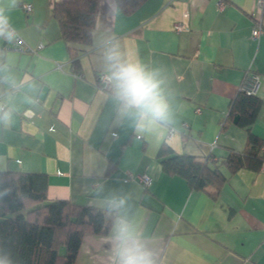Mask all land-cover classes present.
Returning <instances> with one entry per match:
<instances>
[{
    "label": "crops",
    "instance_id": "0c3cea01",
    "mask_svg": "<svg viewBox=\"0 0 264 264\" xmlns=\"http://www.w3.org/2000/svg\"><path fill=\"white\" fill-rule=\"evenodd\" d=\"M62 1L0 0V172L44 174L50 200L115 216L107 235H85L75 264H117V223L153 264H264V163L259 172L224 169L218 191L194 190L158 156L164 145L201 161L244 153L248 129L228 113L255 73L263 104L252 129L264 159V33L252 35L260 20L264 27L259 0H146L131 13L99 0L92 44L80 52L53 16ZM113 53L156 73L167 122L149 124L116 94Z\"/></svg>",
    "mask_w": 264,
    "mask_h": 264
},
{
    "label": "trees",
    "instance_id": "16d2710c",
    "mask_svg": "<svg viewBox=\"0 0 264 264\" xmlns=\"http://www.w3.org/2000/svg\"><path fill=\"white\" fill-rule=\"evenodd\" d=\"M99 0H68L55 4L53 16L61 37L75 52L92 44ZM131 13L146 0H115ZM76 46L78 47L76 49ZM78 66V59L74 60ZM263 102L256 94L240 90L231 102L228 120L248 129V149L232 152L223 160L203 161L186 153L178 154L164 145L159 152L163 171L184 178L190 188L221 189L228 177L247 168L259 172L264 159L262 142L253 132ZM112 170L108 171L111 175ZM44 174L0 172V260L5 264H75L86 234L107 235L115 216L92 206L48 198Z\"/></svg>",
    "mask_w": 264,
    "mask_h": 264
},
{
    "label": "clouds",
    "instance_id": "9594fccd",
    "mask_svg": "<svg viewBox=\"0 0 264 264\" xmlns=\"http://www.w3.org/2000/svg\"><path fill=\"white\" fill-rule=\"evenodd\" d=\"M4 23L0 21V32ZM112 81L116 94L128 106L139 109L148 123L167 122L170 116L169 106L160 90V81L156 73H150L138 63H120L113 53ZM117 241V264H153L151 253L145 249L126 223H117L115 227ZM0 264H5L0 260Z\"/></svg>",
    "mask_w": 264,
    "mask_h": 264
},
{
    "label": "built area",
    "instance_id": "2783aa9c",
    "mask_svg": "<svg viewBox=\"0 0 264 264\" xmlns=\"http://www.w3.org/2000/svg\"><path fill=\"white\" fill-rule=\"evenodd\" d=\"M24 8L26 10H30L31 5H25ZM259 10H260L261 14H264V0H259ZM185 29H186V27H184L181 24L176 25V30L179 32H181ZM263 33H264V27L262 25V20H260V22L257 23L253 28V34H252L253 38L258 39V38H260V36ZM18 41L21 44L22 50H28L29 49L28 46H25V44L21 38H18ZM39 47L41 48L42 45H40ZM110 82H111L110 77L107 75H101L99 77V83L102 84V86H104L105 88L109 87ZM259 85H260V77L255 73H250V74H247V76H246V78H245V80L241 86V90L247 92L248 94H256ZM199 111L200 110H198V112ZM174 132H175L174 129H170L169 137L172 136L174 134ZM137 179L143 184L144 187H149L151 184V178L148 175H140L137 177Z\"/></svg>",
    "mask_w": 264,
    "mask_h": 264
},
{
    "label": "water",
    "instance_id": "95a60500",
    "mask_svg": "<svg viewBox=\"0 0 264 264\" xmlns=\"http://www.w3.org/2000/svg\"><path fill=\"white\" fill-rule=\"evenodd\" d=\"M237 121H238V117L235 118L234 122L237 123Z\"/></svg>",
    "mask_w": 264,
    "mask_h": 264
}]
</instances>
